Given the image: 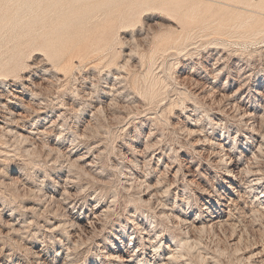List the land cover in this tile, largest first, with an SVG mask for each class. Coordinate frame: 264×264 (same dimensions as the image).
Segmentation results:
<instances>
[{"label":"rangeland","instance_id":"1","mask_svg":"<svg viewBox=\"0 0 264 264\" xmlns=\"http://www.w3.org/2000/svg\"><path fill=\"white\" fill-rule=\"evenodd\" d=\"M0 264H264V0H0Z\"/></svg>","mask_w":264,"mask_h":264},{"label":"bare ground","instance_id":"2","mask_svg":"<svg viewBox=\"0 0 264 264\" xmlns=\"http://www.w3.org/2000/svg\"><path fill=\"white\" fill-rule=\"evenodd\" d=\"M239 173H240V171H239ZM233 178H236L237 176H232ZM238 178V177H237ZM240 178H238V180H239ZM232 189V188H231ZM222 199V198H221ZM224 213V212H223ZM169 215V214H168ZM218 215H221L220 213H218ZM212 216V215H211ZM210 215L209 216H206L207 217V219H208V217H211ZM207 219H204L205 221L207 220ZM213 219V218H212ZM216 222H214V224H220L221 223V221H220V216H216ZM211 220V219H210ZM208 221V220H207ZM182 222V221H181ZM184 223V222H183ZM191 225V224H190ZM213 225V224H212ZM193 226V225H192ZM191 226V227H192ZM215 226V225H214ZM194 227H195V225H194ZM189 228V227H188ZM193 228V227H192ZM155 249L157 248V246H153ZM184 248V247H183ZM122 258V257H121Z\"/></svg>","mask_w":264,"mask_h":264}]
</instances>
